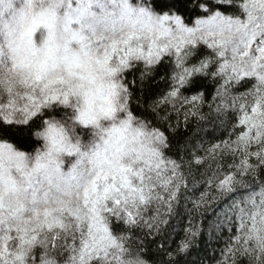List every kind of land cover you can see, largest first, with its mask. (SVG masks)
Segmentation results:
<instances>
[{
    "label": "snow or ice",
    "instance_id": "6c2138e0",
    "mask_svg": "<svg viewBox=\"0 0 264 264\" xmlns=\"http://www.w3.org/2000/svg\"><path fill=\"white\" fill-rule=\"evenodd\" d=\"M206 102L234 131L201 172L157 108ZM184 201L235 230L221 264H264V0H0V264H178L146 244Z\"/></svg>",
    "mask_w": 264,
    "mask_h": 264
},
{
    "label": "trees",
    "instance_id": "16d2710c",
    "mask_svg": "<svg viewBox=\"0 0 264 264\" xmlns=\"http://www.w3.org/2000/svg\"><path fill=\"white\" fill-rule=\"evenodd\" d=\"M181 14L185 15L183 12ZM204 53L210 54L211 50L206 49L205 46ZM166 69L170 73L171 67L167 60L164 61V66L158 67L151 77L144 81L143 93L139 101L141 110H143L145 102L151 105L153 101L160 100L169 91L171 81L165 76ZM137 75L139 74L137 73ZM197 84H203V88L200 90L206 91L208 101L210 102L217 87L213 78H200L197 80ZM244 90V88L239 89V91ZM188 94L187 92L185 93V95ZM63 111L65 109L61 107L52 114L59 118ZM66 111L71 112L70 109H66ZM208 113L209 108L207 102L201 109V114L205 115L204 119H201L199 115L195 117L189 115L187 121H185V110L179 104L175 108L171 104L167 106L160 105L157 108L159 117L170 116V123L175 130L173 138L174 147H182L189 156L195 152L197 156L204 158V163L199 168L201 172L210 166L212 170H215L216 163H231V158H226L224 161L217 158L216 161H213L206 155V151L212 145L220 144L221 141L228 140L234 131L230 124H221L216 120L214 112L210 115ZM231 138L235 139V136L233 135ZM32 139L35 140L36 138L33 137ZM27 150H31V148L29 147ZM195 170L196 168L194 166L193 171L195 172ZM191 190L192 185L189 184V194ZM200 191H204V189L201 188ZM199 194V192H196V196H199ZM177 211L180 213L179 215L173 212L171 215L165 217L168 223L162 226L160 238L156 240L155 244H146V247H149L152 253L159 258L160 254L157 253V248L162 246L172 254L173 258L178 260V264H221L225 260L229 236L234 235L235 230L229 233L227 225H223L217 229L215 223L218 221H216V218L211 212L199 215L192 211V204L187 201L180 203ZM188 229L197 232V235L195 237L189 235L187 241L189 243V249L185 253H180L177 249L180 242L185 240V231ZM138 235L142 234L138 233ZM153 238L149 237V240ZM163 258L165 260L169 259L167 255H164ZM227 264H231V260ZM237 264H248V259L246 257H238Z\"/></svg>",
    "mask_w": 264,
    "mask_h": 264
}]
</instances>
